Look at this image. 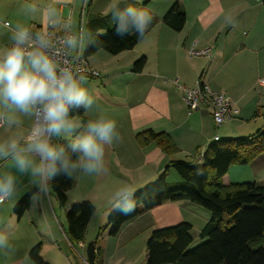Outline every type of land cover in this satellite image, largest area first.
I'll return each mask as SVG.
<instances>
[{
	"label": "crops",
	"instance_id": "0c3cea01",
	"mask_svg": "<svg viewBox=\"0 0 264 264\" xmlns=\"http://www.w3.org/2000/svg\"><path fill=\"white\" fill-rule=\"evenodd\" d=\"M94 1L87 0V4L91 5ZM132 1L138 5L143 2L141 8L158 19L154 27L148 31L146 38L138 42L133 49L117 55L99 50L90 57H83L85 64L99 74L98 78H87L83 85L95 101L93 109L84 111V115L89 119H95L99 111H103L116 121L120 134L119 141H113L105 148L104 173L72 178L74 187L78 185L77 180L80 179L83 185L88 186L89 192L90 188H98L100 192L110 188L115 189L121 181L130 183L138 190L152 183L172 159H191L194 164L199 165L201 163L198 159L199 151L206 149L213 137L217 136L221 140L218 132L224 124L215 127L209 110L202 103L196 111L188 112L178 86L191 88L197 83L206 84L212 91L228 96L232 104L237 109L239 107L241 114L250 104L246 100L248 92L255 89V83L259 86L258 80L264 78V3H260V0H170L171 4L180 3L184 9L185 22L182 29L177 32L161 23L160 20L165 12L159 14L150 8L155 2L165 8L167 6L162 5H168L170 1ZM29 2L44 4L49 0H29ZM24 3L25 0H0V17L24 19L34 29H39L42 23L38 16L25 18L21 14V6ZM82 3L83 0H70L67 5L60 4L58 7H61L65 14L71 10L73 19L79 26ZM109 6L110 4L106 9H110ZM251 8L257 9V13H249L248 10ZM89 11L90 7L85 11L82 22L84 25L89 16L106 14L100 10ZM54 30L60 31L55 28ZM6 41L7 37L0 34V45ZM191 50L207 53L190 57ZM141 56L146 58V64L139 74H134L131 72L132 63ZM262 92L264 93V89ZM258 95L261 97L263 94ZM262 98L263 96L260 102L258 100L252 103L256 116L261 114L259 105L264 108V98ZM243 120L248 119L243 118ZM28 124L25 118V127ZM249 124L250 122L244 123V126ZM148 129L155 133L167 134L178 152L168 156L153 143L139 145L135 135ZM5 132V129H0V136ZM58 141L67 140L59 138ZM259 157L248 164L253 162L262 164L264 159L257 161ZM5 164L11 162L0 161V171ZM248 164L231 166L222 178L223 184L232 183L230 170L239 172L242 170L239 168H246L243 166ZM171 170L166 171V181L178 182L175 173ZM25 185L29 187L32 184L27 181ZM32 191L35 193L36 188L28 190L15 203L14 201L10 203L16 205ZM33 194L26 211L30 212L33 206L39 207L38 217L51 234L52 220L47 217L43 207L44 201L39 203L34 199ZM47 197L50 198L48 195ZM109 199L111 200V196ZM112 205L107 208L108 212L113 208ZM199 208L189 202L164 203L123 224L118 234L125 227L136 224H142L144 233L149 235L152 230L186 222L192 226V233L196 236L208 221V215L204 212L206 210L201 208L204 211L199 213ZM22 215L17 218L0 217V230L5 226L11 229L9 243L16 250L15 255L0 254V264H34L28 257L29 245L32 246L34 243L33 237L26 240L24 250L20 249L21 240L25 239L20 230ZM194 219L202 223L201 228H196L197 232L194 228ZM78 245L81 247L80 244ZM82 245L81 248L84 250L85 242ZM102 263L109 264L106 255H103Z\"/></svg>",
	"mask_w": 264,
	"mask_h": 264
},
{
	"label": "clouds",
	"instance_id": "9594fccd",
	"mask_svg": "<svg viewBox=\"0 0 264 264\" xmlns=\"http://www.w3.org/2000/svg\"><path fill=\"white\" fill-rule=\"evenodd\" d=\"M69 2L25 0L21 14L38 16L39 29L24 19L0 17V34L7 37L0 45V129L6 130L0 136V161L11 162L8 170L0 171V204L17 191L15 173L31 178L37 201L48 195L51 182L59 176L72 179L104 173L105 148L120 140L116 121L103 111L87 122L73 115L94 107L93 96L83 86L87 77L81 73L80 63L83 51L100 41L83 23L77 26L71 10L65 14L58 7ZM109 7L117 36L146 38L153 23L148 11L121 8L120 0H112ZM55 138L67 143H57ZM136 191L121 181L111 193L114 210L133 213ZM10 235L8 226L0 230L2 255H15Z\"/></svg>",
	"mask_w": 264,
	"mask_h": 264
},
{
	"label": "trees",
	"instance_id": "16d2710c",
	"mask_svg": "<svg viewBox=\"0 0 264 264\" xmlns=\"http://www.w3.org/2000/svg\"><path fill=\"white\" fill-rule=\"evenodd\" d=\"M126 6L138 8L139 5L132 0L120 1L121 8ZM160 21L170 29L180 31L185 22L182 5L173 2ZM157 22L158 19L153 16L149 30ZM85 26L100 43L87 47L83 51L84 58L99 50L117 55L133 49L141 41L135 35L117 36L111 11L89 16ZM145 64L146 58L139 57L132 63L131 72L139 74ZM73 115L83 122L89 120L82 109ZM135 140L139 145L153 143L168 156L178 152L165 133L148 129L137 133ZM263 154L264 129H259L247 137L210 142L199 165L191 159L170 160L151 184L136 191V210L133 213L125 215L114 210V207L108 212L109 236L118 235L123 224L164 203L189 202L210 214V219L196 237L201 243H196L192 226L186 222L152 230L145 244V264H264V183L251 181L225 185L222 182L231 166L248 164ZM169 169L176 171L178 182L166 181V171ZM73 186L72 179L59 176L51 182L48 196H53L58 205L64 208L66 193ZM33 193L26 194L15 205L14 212L18 217L28 210ZM94 210L88 201L71 206L65 214L67 238L70 241L84 244ZM93 243L94 264H103L101 249ZM40 247L38 243L29 251L28 257L34 264H45L39 257Z\"/></svg>",
	"mask_w": 264,
	"mask_h": 264
},
{
	"label": "rangeland",
	"instance_id": "374dc122",
	"mask_svg": "<svg viewBox=\"0 0 264 264\" xmlns=\"http://www.w3.org/2000/svg\"><path fill=\"white\" fill-rule=\"evenodd\" d=\"M121 1V0H120ZM161 1H170V0H161ZM254 1V0H252ZM112 0H95L93 4L89 5L86 3V9L88 10L90 7L91 10H100V12L108 13L111 11L107 6L111 4ZM260 3H263V0H260ZM88 5V6H87ZM143 2H140L139 9ZM171 5V1L168 5H162L167 7H161L160 3L155 2L153 5H150V8L153 12H157L159 14H163L167 11L169 6ZM102 10V11H101ZM163 10V11H162ZM89 11V12H90ZM249 13L255 14L257 13V9L251 8L248 10ZM137 60V59H136ZM93 70V69H92ZM96 71V70H95ZM89 78V77H87ZM98 78V77H92ZM197 85V84H196ZM255 89L253 88L250 92H248L246 100L250 102L248 109L245 112L240 114V109L234 106L237 113L233 116V119L230 122H226L219 130L218 134L221 136V140H229L236 138L247 137L253 133H255L259 129H264V108L259 105L258 109L260 111V115L256 116L252 109V103L260 102L261 97L264 98V93L262 92L264 88H260L257 83L254 84ZM256 91V92H255ZM263 94L259 97L258 94ZM262 98V99H263ZM238 116V117H237ZM254 118L252 119V117ZM244 119H248L244 121ZM209 119V118H208ZM233 121V122H231ZM250 122L249 125L244 126V123ZM222 132V133H221ZM55 142H59L58 139ZM67 142V141H66ZM202 151L201 149L198 154V159H202ZM260 156V155H259ZM258 156V157H259ZM260 161L264 159L263 156L257 158ZM242 167V166H241ZM246 168H239V172H235V170H230L229 175L232 180V183H242V182H251V181H262L264 182V160L263 163L260 164L258 162H253L252 164H248V166H243ZM10 168V164H5L1 171L8 170ZM15 173V169H11ZM175 173V176L179 180V176L173 169L171 170ZM18 177V185L17 191L15 195L9 200L5 201V203L0 204V217H14L17 218V215L14 213V203L24 195L28 190L35 189V185L31 182V178L29 176L24 177L19 173H15ZM257 178V179H256ZM30 181L32 185L26 187L25 183ZM78 185L67 192V203L64 208H61L58 203L55 201L53 196H41L39 203L44 201L43 207H45V211L47 213V217L52 220V233H48L45 228L43 222L40 221V217H38L39 207H32L30 212H25L21 219L20 230L22 236H25V239H22L21 250H24V245L26 244V240H30V237H33V245H29L31 249L38 243L42 244L39 251V257L45 264H88L86 260L85 249L83 250L77 243L74 241H70L68 237V227L66 222L65 214L70 210L71 206L74 204L80 203L82 201L88 200L92 203L95 208L94 215L91 217L90 222L88 223L86 233H85V246L90 242H95L97 247L101 249V253L107 256L109 264H145V244L149 235L144 233V226L142 224H136L134 226L125 227L120 234L116 236H109L107 228V208L111 207L112 200L109 199L111 193L114 191V188L106 189L104 192H100L98 188L89 189L88 186L83 185L80 179L77 180ZM151 184V183H150ZM147 186V185H145ZM145 186L141 187L144 188ZM140 188V189H141ZM139 190V189H138ZM137 190V191H138ZM107 191V192H105ZM14 201V203H10ZM200 212L204 211L199 208ZM208 215V220L210 219L209 212L204 211ZM45 218V216H44ZM194 228L196 230L201 228L202 223L200 220L194 219ZM207 223V222H206ZM201 230V229H200ZM199 230V232H200ZM197 232V230H196ZM198 232V233H199ZM195 233V232H194ZM193 234V233H192ZM194 239L197 244H200V240L196 239L197 235L193 234ZM72 243H70V242ZM32 244V243H31ZM31 246V247H30ZM1 261V259H0Z\"/></svg>",
	"mask_w": 264,
	"mask_h": 264
},
{
	"label": "built area",
	"instance_id": "2783aa9c",
	"mask_svg": "<svg viewBox=\"0 0 264 264\" xmlns=\"http://www.w3.org/2000/svg\"><path fill=\"white\" fill-rule=\"evenodd\" d=\"M87 0H83L82 7H81V23L83 22V18L85 16V9H86ZM54 33L56 32L52 29ZM206 51H193L189 52L190 57H194L197 55H205ZM81 73L89 78L98 77L99 74L97 71L90 69L85 64V59L83 58L80 63ZM258 84L260 87H264V78L258 80ZM181 94L182 99L185 104V107L188 112L196 111L199 108V104L202 103L205 106L213 119L215 127H220L221 125L225 124L226 122L233 119V116L236 115L237 110L232 107L233 104L228 96L221 92L212 91L206 84L197 83L194 87L186 88L178 86ZM219 138L217 136L213 137L212 141H218ZM204 151H202L203 156ZM83 247L82 244H80Z\"/></svg>",
	"mask_w": 264,
	"mask_h": 264
},
{
	"label": "water",
	"instance_id": "95a60500",
	"mask_svg": "<svg viewBox=\"0 0 264 264\" xmlns=\"http://www.w3.org/2000/svg\"><path fill=\"white\" fill-rule=\"evenodd\" d=\"M86 260L88 264H94L95 258V245L93 242L88 243L85 246Z\"/></svg>",
	"mask_w": 264,
	"mask_h": 264
}]
</instances>
